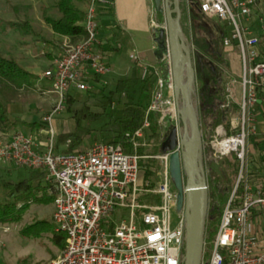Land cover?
I'll return each mask as SVG.
<instances>
[{
  "label": "built area",
  "instance_id": "built-area-1",
  "mask_svg": "<svg viewBox=\"0 0 264 264\" xmlns=\"http://www.w3.org/2000/svg\"><path fill=\"white\" fill-rule=\"evenodd\" d=\"M258 1L199 0L207 16L232 24L242 64L239 116L237 124L231 126L236 130L229 134L225 125L220 124L204 141L215 161L220 163L225 157H234L241 172L222 209L214 238L205 239L202 264H264V185L250 182L244 172L247 139L253 132V109L264 96L260 37L248 25ZM111 5L113 0H88L83 21L85 36L75 42L65 40L63 54L43 73L59 98L57 107L44 116L49 125L46 145L41 147L32 134L17 131L0 139V160L42 170L45 179L55 186L53 221L56 231L65 235V245L61 254L46 264H183L185 222L183 213L177 211V190L170 175L171 152H138L140 146L150 145L146 133L151 112L160 115L161 143L169 129L168 119L174 113L178 115L168 38L161 58L167 78L161 69L154 72L156 84L143 126L126 133L125 142L96 141L69 153L56 150L53 119L66 96L72 90H88L90 73L104 75L110 71L104 56L96 51V44L100 9ZM185 7L187 38L196 48L189 0L185 1ZM259 21L264 28V16ZM160 28L167 29L166 20L159 17L152 5L154 40ZM131 58L140 64L141 78H147L148 64L137 53L131 54ZM233 83L235 80L225 85L222 112L228 113L232 107ZM141 159L158 161L153 181L145 180ZM173 210L178 214L175 226L171 223ZM9 231L10 224H0V244L4 245L2 235Z\"/></svg>",
  "mask_w": 264,
  "mask_h": 264
},
{
  "label": "rangeland",
  "instance_id": "rangeland-1",
  "mask_svg": "<svg viewBox=\"0 0 264 264\" xmlns=\"http://www.w3.org/2000/svg\"><path fill=\"white\" fill-rule=\"evenodd\" d=\"M54 3L55 0H0V52L6 57L16 59L18 63L26 69L29 65H31V67L32 65H37L39 71L45 72L47 70L46 64L48 58L45 45L57 39L49 30V25L45 22L44 13L47 11L50 15H56L57 11L54 7ZM253 11L248 25L251 28H256L253 29L260 35L261 23L259 17L264 16V0H259ZM159 17L163 19L164 15L159 13ZM20 20L28 21L31 30L23 32L10 25V22H17ZM227 28L229 34L232 28L230 22H227ZM223 73L225 80V72L223 71ZM235 77L237 79L242 78V76H239L238 71L236 74L235 72L233 73L231 79L233 80ZM119 79H121V77L112 78L107 74L102 76V83L92 84L89 82V89L86 91L72 90L71 97H75L77 100L75 107H86L95 112L102 111L101 101L103 95H108L111 91L115 90ZM104 80H107L108 84L106 85L107 88L104 90V94H102L104 86H102V84ZM230 81H228V83ZM125 98L124 95L122 101H124ZM171 98L172 96L170 99ZM58 101L59 98L51 91L50 84L47 86L38 84L34 89L23 91L19 99L10 104L11 125L6 129L8 134H0V139H4L17 131L31 133V129L25 126L23 127L20 123L21 121L31 122L37 120L43 123L44 129H48L49 125L44 121V116L47 112L53 111L57 107ZM115 102L116 105L114 109L117 111L116 115H120L121 105H118L117 100ZM145 102L142 101L143 104ZM195 103L199 107V98H195ZM183 106V102H181V108H183ZM237 115L239 116V111ZM212 120V116L202 117L201 129L204 141L208 140L214 132L212 130ZM13 122H17V124H12ZM178 123V115L174 113V116L168 119L169 129L172 125H177ZM235 124H237V121H235ZM82 125L92 130L90 135H84L81 144L83 147L96 141L100 142L104 137L107 139L114 138L116 134L114 132V118L109 115H106L99 122L82 118ZM75 126V118L73 113L69 111L65 99L61 109L55 113L53 119V127L56 136H58L59 133L74 130ZM250 140L249 136L247 139V148ZM204 145L206 144L204 143ZM64 149L65 148L62 147L60 151L65 152ZM146 151L150 154L152 153L151 143L146 147ZM205 152V154H209V157L205 159V169L209 191L211 192V207L214 203L213 200L216 198V195L214 197V194L217 192L215 191L216 187L220 185V189L222 190L228 188L225 194L219 196V200L222 203L221 208L223 209L235 182L239 178L241 172L240 164L234 157H225L224 160L218 163L212 158L211 150H209L208 146H205ZM155 164L157 165V169L159 167L157 160ZM244 172L246 173V170ZM30 177L31 170L29 168L18 165L13 161L0 160V202H4L9 198H14L12 197L13 195L8 185L19 186L25 178ZM50 211L51 208L48 206L43 207L38 204H32L30 209L25 213L24 220L21 223L10 224V231L2 235V242L4 245L0 244V264H46L61 254L63 248L59 249L51 240L50 235L46 234L33 237L23 235L21 232L25 224H30L38 219H52ZM171 219L172 226H175L178 221V214L175 210L172 212ZM205 260L207 261V258Z\"/></svg>",
  "mask_w": 264,
  "mask_h": 264
},
{
  "label": "trees",
  "instance_id": "trees-1",
  "mask_svg": "<svg viewBox=\"0 0 264 264\" xmlns=\"http://www.w3.org/2000/svg\"><path fill=\"white\" fill-rule=\"evenodd\" d=\"M79 2L88 3V0H55L54 7L60 13V17H54L45 11L44 20L51 27L53 33L59 36H66L71 41H77L82 39L85 34V27L83 21L85 18V10L80 8ZM159 14V13H158ZM187 14L184 12L182 15V23L186 28ZM10 25L23 31H30L28 21L10 22ZM259 41V59L264 61V34H260ZM195 44L198 48L203 49V45L199 40L195 39ZM220 60V58H219ZM161 70L163 75L167 78V70L161 63ZM96 75L95 78H99ZM90 82V80H88ZM37 83V76L28 71L18 61L12 57H6L0 52V128L7 129L10 124V115L8 111V105L19 99L23 91L34 89ZM142 84V89L153 87L156 84V78H153L150 74L147 78H125L120 79L117 82L115 90L111 91L108 95L104 94L102 90L103 98L101 101L102 111L95 112L86 107H75L76 98L70 95L66 96L67 107L70 112L73 113L75 118V129L70 132L60 133L57 136V145L67 143L66 153L77 151L84 139V135H90L91 129L82 125V118H86L90 121L99 122L106 115L114 118V132L116 133L114 138H103L102 142L118 143L126 141V133L135 132L141 128L146 120V111L148 104L141 103L136 97L135 88ZM125 95V100L122 101V97ZM264 99V96H261ZM118 101V105H121L120 115H116L117 111L114 109L113 103ZM113 108V109H111ZM212 128L214 129L220 124H224L226 130L231 134L234 130L231 128V121L229 119L224 120L223 112L218 111L212 114ZM160 115L155 112H151L148 115L150 121V128L146 133V141L152 144V153L157 154L161 147ZM17 121V120H16ZM21 125L34 130L36 127L43 126L41 123L21 121ZM12 124H17L13 122ZM15 126V125H14ZM70 141V142H69ZM69 142V143H68ZM147 147V146H146ZM145 146H140L138 152L143 154L146 151ZM128 152H132L130 147H127ZM155 159H141L140 164L144 170V176L146 181H153L155 178L156 170ZM39 180H35L38 179ZM42 178L44 174H33L29 179L23 180L19 186L8 185L11 191L12 197L4 202H0V224H18L24 220L25 213L30 209L32 204H51L55 200L56 189L54 184L47 182L48 187L51 189V194L46 187L42 186ZM44 190V191H43ZM217 187L215 191H218ZM43 192V193H42ZM222 208L217 204L210 208L208 221L206 225L205 239L210 240L217 232V227L220 221ZM21 232L26 236L39 237L42 235H50L51 240L59 249H62L65 245V235L56 231V226L53 219H38L30 224H25Z\"/></svg>",
  "mask_w": 264,
  "mask_h": 264
},
{
  "label": "crops",
  "instance_id": "crops-1",
  "mask_svg": "<svg viewBox=\"0 0 264 264\" xmlns=\"http://www.w3.org/2000/svg\"><path fill=\"white\" fill-rule=\"evenodd\" d=\"M80 8L85 10L87 3L79 2ZM152 0H113V5L109 7H102L99 12V33L96 44V51L104 56V59L110 66V71L104 75L109 74L110 77L116 78H138L141 77V66L131 58V54L137 53L148 64L150 68L149 74L156 78L154 72L161 69V58L163 51L159 48L158 43L153 38V33L151 29L152 20ZM255 8V7H254ZM57 14L54 17H60V13L56 9ZM254 12V11H253ZM256 12V10H255ZM193 18V35L199 40L203 49L199 48L207 57H214L218 55L220 60V65L225 72V83L233 77V73L238 71L239 76H242V64L240 60L239 50L236 46V42L233 39V27L228 34L227 22L221 21L215 17L203 18L196 11L192 14ZM187 20V19H186ZM187 28V27H186ZM252 27V30L256 29ZM188 29V28H187ZM49 30L53 33L51 27ZM261 34H264V28H260ZM190 31V30H189ZM256 32V30H254ZM187 35L188 30L186 31ZM257 33V32H256ZM54 34V33H53ZM57 39L54 42L47 43L45 45L47 51V64L46 69L51 68L55 59L59 58L63 52V43L65 40L70 38L66 36L55 35ZM233 39V40H232ZM163 65V64H162ZM30 66V67H29ZM27 70L32 72L37 76V83L43 86H47L50 82L43 77L41 70L37 69V65H29ZM234 70V71H233ZM95 78L96 75L90 73L89 80L93 84L102 83V76ZM229 78V80H228ZM120 80V79H119ZM118 80V81H119ZM235 83H233L234 98L232 107L226 113L225 119H229L232 124L235 125V121L238 117L239 104L241 100V79L233 78ZM105 83V84H104ZM107 80L103 81V89L106 90ZM235 85V86H234ZM154 87H149L142 89V84H139L135 90V97L142 103L148 104L151 101L152 92ZM70 96L71 93H70ZM168 96L171 94L168 92ZM75 98V97H74ZM15 102V101H14ZM11 104V103H10ZM10 104L8 105V111L10 115ZM116 102L113 103V106ZM222 112V111H221ZM33 120L31 122H35ZM43 124L40 121H37ZM253 127V132L250 134V143L247 148V168L246 176L250 182L256 184L261 183L264 185V99L260 98L253 109V120L251 121ZM24 127V126H23ZM44 126H38L34 130L31 129V133L39 143L41 147L46 145L47 129ZM73 131V130H71ZM70 132V131H67ZM66 133V132H62ZM0 134L7 135L8 131L0 128ZM60 134V133H59ZM92 144V143H90ZM88 144L87 146H89ZM63 145V146H62ZM61 146V147H60ZM68 144H60L57 149L64 147L66 150ZM86 146V147H87ZM86 147L79 146L78 150H83ZM61 152V151H60ZM206 153V152H205ZM208 153V152H207ZM208 158L209 154H205ZM31 176L33 174H44L42 170L30 169ZM220 176V174L218 173ZM29 179V178H25ZM24 179V180H25ZM35 179L36 181L39 180ZM42 186L46 187L51 194V189L48 187V181L44 178L41 180ZM44 191V190H43ZM43 193V192H42ZM39 206L50 207L51 215L53 219L54 212V202L51 204H41Z\"/></svg>",
  "mask_w": 264,
  "mask_h": 264
},
{
  "label": "water",
  "instance_id": "water-1",
  "mask_svg": "<svg viewBox=\"0 0 264 264\" xmlns=\"http://www.w3.org/2000/svg\"><path fill=\"white\" fill-rule=\"evenodd\" d=\"M181 2V0H153L154 8L164 15L167 23V29L158 30L155 41L163 52L166 49V38L170 44L175 85L174 98L178 106L179 119V123L172 125L168 130L160 151L171 152L170 175L177 190V211L184 215L185 254L182 263L202 264L206 225L210 212V191L205 169L200 102L198 107L195 98L200 97L203 89L198 85V80L204 63H214L198 47L194 48L189 43L182 23ZM189 5L192 12L196 11L203 18H207L200 8L199 0H189ZM208 83L209 80L205 81V84ZM223 114L226 116V112ZM184 174L187 177L186 184Z\"/></svg>",
  "mask_w": 264,
  "mask_h": 264
},
{
  "label": "flooded vegetation",
  "instance_id": "flooded-vegetation-1",
  "mask_svg": "<svg viewBox=\"0 0 264 264\" xmlns=\"http://www.w3.org/2000/svg\"><path fill=\"white\" fill-rule=\"evenodd\" d=\"M181 1H182L181 2L182 12L184 14V12L186 13V10H185L186 0H181ZM209 59L212 60L214 64L204 63L203 70L199 74L200 79L198 80V85L202 86L203 88L200 94V97H199L201 120L203 116L211 117L213 113L220 111V104L223 102L224 97H225L224 73L222 71V66L220 65V62H219V56L215 55L214 57H210ZM201 79H203L204 82ZM207 80H209V83L205 84V81ZM186 181H187V177L184 174L185 184H186ZM218 188L219 190L214 194V197L216 195V198L215 200H213L214 203L212 204V206L217 204L218 207H221L222 203L219 200V196L225 194L228 188H225V190H222L220 189V185L218 186ZM210 195H211V192H210ZM210 208H211V204H210Z\"/></svg>",
  "mask_w": 264,
  "mask_h": 264
}]
</instances>
